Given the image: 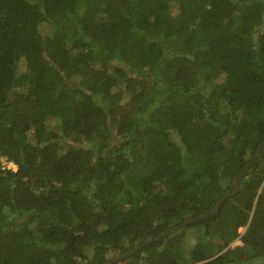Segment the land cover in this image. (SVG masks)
I'll return each mask as SVG.
<instances>
[{"label":"trees","instance_id":"16d2710c","mask_svg":"<svg viewBox=\"0 0 264 264\" xmlns=\"http://www.w3.org/2000/svg\"><path fill=\"white\" fill-rule=\"evenodd\" d=\"M262 143L264 0H0V264H264Z\"/></svg>","mask_w":264,"mask_h":264},{"label":"water","instance_id":"95a60500","mask_svg":"<svg viewBox=\"0 0 264 264\" xmlns=\"http://www.w3.org/2000/svg\"><path fill=\"white\" fill-rule=\"evenodd\" d=\"M263 149H264V143H262V144L259 145V147L257 148L255 154L251 158V160L248 163H246V165L239 171V173L237 174L236 179H235L233 185L226 192H224L223 196L217 201V205H216V207L214 208L213 211H216L219 208V206L223 203L224 199L229 196V192H230L231 189H236L239 186V183H240L241 179L243 178V176L245 175V173L247 172L249 166L251 165V163L253 162V160L261 153V151ZM262 194L264 195V189L262 190ZM203 218H204V216H201V217L192 219V220L187 221V222L188 223H194V222L200 221ZM173 230L174 229H172V231ZM165 234H168V232H166ZM146 243H147L146 241H142L133 250H131V251L127 252V253H124V254L117 255V256H115V257L107 260L106 262H104L102 264H112V263H115V262H117L119 260H122L123 258H126L127 256H129V255L137 252ZM91 264H97V263H91Z\"/></svg>","mask_w":264,"mask_h":264},{"label":"rangeland","instance_id":"374dc122","mask_svg":"<svg viewBox=\"0 0 264 264\" xmlns=\"http://www.w3.org/2000/svg\"><path fill=\"white\" fill-rule=\"evenodd\" d=\"M0 161H1V165H5L6 164V162L3 160V159H0ZM8 164V166L10 165V167L12 168V169H15V166L14 165H12V164H10V163H7ZM6 164V165H7ZM241 232L244 230V228H240L239 229ZM234 245V243H232V246ZM194 264H202V262L201 261H198V262H195Z\"/></svg>","mask_w":264,"mask_h":264},{"label":"clouds","instance_id":"9594fccd","mask_svg":"<svg viewBox=\"0 0 264 264\" xmlns=\"http://www.w3.org/2000/svg\"><path fill=\"white\" fill-rule=\"evenodd\" d=\"M232 243H234L233 246H232ZM232 243H231V247L241 246L242 245V242H241V240L239 238L235 239Z\"/></svg>","mask_w":264,"mask_h":264},{"label":"built area","instance_id":"2783aa9c","mask_svg":"<svg viewBox=\"0 0 264 264\" xmlns=\"http://www.w3.org/2000/svg\"><path fill=\"white\" fill-rule=\"evenodd\" d=\"M10 164H11V163H10ZM12 165H13V164H12ZM7 167H10V165H9V166L7 165Z\"/></svg>","mask_w":264,"mask_h":264}]
</instances>
